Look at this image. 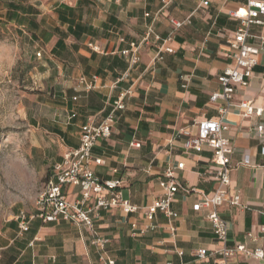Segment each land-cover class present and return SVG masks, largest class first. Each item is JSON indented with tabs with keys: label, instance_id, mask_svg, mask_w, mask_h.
Instances as JSON below:
<instances>
[{
	"label": "crops",
	"instance_id": "crops-1",
	"mask_svg": "<svg viewBox=\"0 0 264 264\" xmlns=\"http://www.w3.org/2000/svg\"><path fill=\"white\" fill-rule=\"evenodd\" d=\"M246 1L208 0L201 8L198 0H13L7 4L5 17L25 35L29 48L36 50L30 56L35 64L31 84L43 93L44 102L38 105L44 112L29 115L35 135L30 157L40 172L49 175L64 152L78 146L80 127L89 120L99 122L118 95L131 87L125 109L115 114L110 137L99 139L92 149L93 156L102 160L92 171L100 180H119L122 199L140 209L130 214L119 208L92 210L93 229L107 240L103 254L91 244L90 233L73 223H43L36 217L28 231L19 234L15 216L0 228V264H103L105 259L114 264L221 261L214 253L220 244L206 211L195 209L200 199L197 193H176L172 202L174 235L161 214L154 218V230L144 235L134 231L148 224L143 208L160 197L158 181L166 167L183 163V170L176 172L178 180L199 192L211 194L217 186L211 150H185L178 132L188 129L195 133V122L217 116L221 102L212 103L210 96L220 91L217 76L228 64L226 40L239 25L228 13ZM170 18L189 20L173 30ZM148 25L161 40L150 39L141 45L139 62L130 67L120 52L129 43H138ZM250 32L264 36V27L251 26ZM247 42L260 45L257 38ZM162 44L172 52H162V59H155ZM93 77L94 88L85 91L81 79L89 82ZM240 101H251L263 112L245 117L234 107L224 119L227 129L222 136L233 149L228 190L239 194L243 207L224 204L218 212L228 228V246L240 243L264 254V238L259 236L264 226V157L253 133L257 125L264 126V45L248 86L238 88L234 95V102ZM71 114L75 117L69 119ZM244 157H248L247 166L239 165ZM64 193L69 202L79 198L78 187H65ZM29 213H35V206ZM247 233L256 240H249ZM198 251L207 257L198 260ZM228 264H264V257L256 260L237 255Z\"/></svg>",
	"mask_w": 264,
	"mask_h": 264
},
{
	"label": "built area",
	"instance_id": "built-area-1",
	"mask_svg": "<svg viewBox=\"0 0 264 264\" xmlns=\"http://www.w3.org/2000/svg\"><path fill=\"white\" fill-rule=\"evenodd\" d=\"M170 1V0H169ZM208 5V0H198V8ZM230 17L237 20L239 25L232 37L226 40L227 52L225 58L228 64L221 74L217 76L219 92L212 93L210 101L221 102L217 108V116L212 119L195 122L193 127L195 133L188 129L178 132L184 138L182 146L185 150L198 153L203 147L211 150V163L215 167L213 179L216 188L211 194L197 191L194 187L182 184L176 175L177 171L183 170L184 164L177 163L175 166H168L161 173L158 186L161 190L160 197L154 199L149 205L143 208L144 218L148 224L136 229L135 234L144 235L148 231L154 230V218L161 214L168 220L169 232L174 235L176 227L173 222L176 214L172 210V202L176 193L183 194L197 193L200 197L195 204L196 210L206 211V218L210 222L212 232L216 241L220 244L219 249L214 253L221 258V261L214 264H228L237 255H242L247 259H263V251L259 248L248 250L245 245L237 243L228 246V228L223 219L219 216V208L224 204L230 207H243L238 193H230L228 190L230 183V172L232 165L230 155L233 152L229 139L222 136L227 129L224 119L231 108H238L243 116H260L262 108L254 107L251 101L234 102V95L238 88H246L252 77L253 68L258 63V56L264 45V36H254L250 32L251 26L264 27V2L247 0L245 5L239 6L228 13ZM147 16V15H146ZM185 21H178L170 18L169 22L173 30L180 29ZM250 38H257L260 45L247 42ZM150 39L160 41V35L156 34L152 25H148L142 39L138 43H129L127 49L120 53L126 57L129 66L132 67L139 62L138 51L141 45L148 44ZM169 38L164 39L162 43ZM162 52H172L169 48H163V44L158 48L155 59H162ZM40 57V52L36 53ZM122 80V79H121ZM96 77L84 83L85 91H90L95 86ZM186 87V84L182 86ZM132 89L128 87L121 92L115 101L112 102L111 110L99 122L87 121L80 127L79 143L74 149H67L62 157V161L53 166L52 172L47 176L42 191L35 199V213L20 212L16 215L18 233L28 231L29 224L34 218H39L43 223L48 222H70L91 235V244L100 253H104L106 239L99 237L93 229V220L90 217L92 210H109L119 208L123 213H136L140 207L130 204L122 199L118 190L119 180H100L92 171V167L102 164L100 158L92 154V149L99 139H107L112 133L115 123V114L125 109V99L131 96ZM75 117L71 114L69 119ZM254 136L260 141V155L264 157V126L257 125L253 129ZM239 165L247 166L248 157H244ZM78 187L79 198L69 202L66 200L64 188ZM92 203V205H89ZM247 238L255 241L256 237L251 233L246 234ZM259 236L264 238V226L259 229ZM182 255V252H178ZM207 257L204 251H198L196 258L203 260ZM102 259V258H101ZM103 260V259H102ZM103 264H114L112 260L105 259Z\"/></svg>",
	"mask_w": 264,
	"mask_h": 264
},
{
	"label": "rangeland",
	"instance_id": "rangeland-1",
	"mask_svg": "<svg viewBox=\"0 0 264 264\" xmlns=\"http://www.w3.org/2000/svg\"><path fill=\"white\" fill-rule=\"evenodd\" d=\"M10 1L0 0V228L33 209L48 176L30 157L35 135L29 115L44 112L38 105L43 93L31 84L36 50L5 17Z\"/></svg>",
	"mask_w": 264,
	"mask_h": 264
}]
</instances>
